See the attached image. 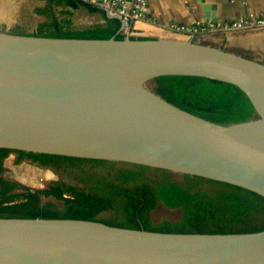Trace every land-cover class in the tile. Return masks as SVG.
<instances>
[{"label": "water", "instance_id": "obj_1", "mask_svg": "<svg viewBox=\"0 0 264 264\" xmlns=\"http://www.w3.org/2000/svg\"><path fill=\"white\" fill-rule=\"evenodd\" d=\"M105 11L126 36L0 30V146L143 164L264 196V62L192 39L133 38L141 35ZM160 75L231 83L254 114L229 123L197 115L152 90ZM0 264H264V229L172 232L0 216Z\"/></svg>", "mask_w": 264, "mask_h": 264}, {"label": "trees", "instance_id": "obj_2", "mask_svg": "<svg viewBox=\"0 0 264 264\" xmlns=\"http://www.w3.org/2000/svg\"><path fill=\"white\" fill-rule=\"evenodd\" d=\"M49 19L35 34L101 37L119 32L120 20L86 0H46ZM61 7L65 17L53 10ZM77 9L97 12L102 21L70 27ZM24 33V32H20ZM143 38V36H131ZM152 90L169 102L207 119L229 123L251 117L254 109L237 86L206 77L160 75ZM26 160L58 177L34 187L5 174V159ZM159 205L176 208V218L154 219ZM0 216L84 218L111 225L172 232H247L264 229V196L231 183L125 161L34 152L0 146Z\"/></svg>", "mask_w": 264, "mask_h": 264}, {"label": "crops", "instance_id": "obj_3", "mask_svg": "<svg viewBox=\"0 0 264 264\" xmlns=\"http://www.w3.org/2000/svg\"><path fill=\"white\" fill-rule=\"evenodd\" d=\"M146 1V14L128 23V33L148 37L192 39L225 49L229 48L222 45L242 44L254 49L257 55L254 56L251 51V55L247 56L264 62V26L224 27V24L231 20L264 15V0ZM90 2L100 5L97 0ZM205 4H208V7L205 8ZM206 11L209 13L205 14ZM213 18L216 22H212Z\"/></svg>", "mask_w": 264, "mask_h": 264}, {"label": "rangeland", "instance_id": "obj_4", "mask_svg": "<svg viewBox=\"0 0 264 264\" xmlns=\"http://www.w3.org/2000/svg\"><path fill=\"white\" fill-rule=\"evenodd\" d=\"M46 6L45 0H0V30L35 33L39 24L49 19L48 12L40 11ZM53 10L59 17H65L60 12L61 7L55 6ZM67 16L70 18L69 25L73 28L89 27L102 21L97 12H88L86 9L74 10ZM223 46L244 55H251L250 52L253 51L254 56H257L254 49L242 44ZM5 166V174L8 177L34 187H41L47 180L58 177L49 169L40 168L26 161L14 163V154H10L5 159ZM151 215L156 220L176 218L179 210L159 205L151 212Z\"/></svg>", "mask_w": 264, "mask_h": 264}, {"label": "built area", "instance_id": "obj_5", "mask_svg": "<svg viewBox=\"0 0 264 264\" xmlns=\"http://www.w3.org/2000/svg\"><path fill=\"white\" fill-rule=\"evenodd\" d=\"M101 6L108 8L112 13L121 15L128 23L133 19L143 17L147 12L146 0H103ZM261 26H264V15L235 19L224 24V27L230 28H257Z\"/></svg>", "mask_w": 264, "mask_h": 264}, {"label": "flooded vegetation", "instance_id": "obj_6", "mask_svg": "<svg viewBox=\"0 0 264 264\" xmlns=\"http://www.w3.org/2000/svg\"><path fill=\"white\" fill-rule=\"evenodd\" d=\"M22 161H26V160H22ZM22 161H21V162H22ZM26 162H28V161H26Z\"/></svg>", "mask_w": 264, "mask_h": 264}]
</instances>
